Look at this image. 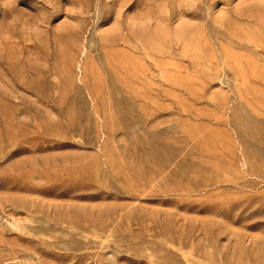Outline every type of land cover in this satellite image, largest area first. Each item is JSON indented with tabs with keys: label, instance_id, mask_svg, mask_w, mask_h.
Wrapping results in <instances>:
<instances>
[{
	"label": "rangeland",
	"instance_id": "374dc122",
	"mask_svg": "<svg viewBox=\"0 0 264 264\" xmlns=\"http://www.w3.org/2000/svg\"><path fill=\"white\" fill-rule=\"evenodd\" d=\"M12 18L41 34L0 48V264H264V0Z\"/></svg>",
	"mask_w": 264,
	"mask_h": 264
},
{
	"label": "clouds",
	"instance_id": "9594fccd",
	"mask_svg": "<svg viewBox=\"0 0 264 264\" xmlns=\"http://www.w3.org/2000/svg\"><path fill=\"white\" fill-rule=\"evenodd\" d=\"M14 3L18 4L19 0H14ZM166 5H162V11H166ZM225 13L223 11L218 12V18H223ZM141 27H146L152 23V17L150 14H145L143 19L134 21ZM163 27V25H160ZM19 31L26 39L39 38L41 34V28L39 22H30L29 20L12 18L7 22V25H0V48L8 45L14 40L13 30ZM155 257L149 255L147 257V264H153Z\"/></svg>",
	"mask_w": 264,
	"mask_h": 264
},
{
	"label": "bare ground",
	"instance_id": "6f19581e",
	"mask_svg": "<svg viewBox=\"0 0 264 264\" xmlns=\"http://www.w3.org/2000/svg\"><path fill=\"white\" fill-rule=\"evenodd\" d=\"M140 48V47H139ZM117 57V56H116ZM117 60V59H116ZM140 60H141V62H142V59L140 58ZM120 65V64H119ZM142 65H140V67H141ZM126 67V66H125ZM142 68V67H141ZM141 71H142V69H141ZM140 74V73H139ZM142 74V73H141ZM140 79V78H139Z\"/></svg>",
	"mask_w": 264,
	"mask_h": 264
}]
</instances>
